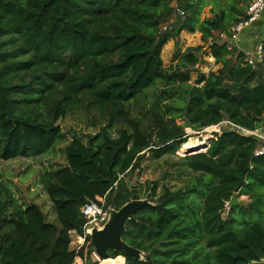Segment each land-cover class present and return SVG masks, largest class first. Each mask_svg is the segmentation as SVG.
I'll return each mask as SVG.
<instances>
[{
  "label": "trees",
  "instance_id": "obj_1",
  "mask_svg": "<svg viewBox=\"0 0 264 264\" xmlns=\"http://www.w3.org/2000/svg\"><path fill=\"white\" fill-rule=\"evenodd\" d=\"M248 2L0 0V161L48 152L66 115L100 123L64 146L63 164L40 174L56 221L34 202L19 203L0 179V264H72L76 256L96 264L90 243L71 248L85 222L81 205L100 197L104 208L119 209L142 161L175 155L186 127L223 121L228 126L205 151L172 163L181 186L157 192V182H146L149 203L122 234L143 257L108 249L107 259L246 264L264 257V39L254 64L227 39ZM207 6L211 15L202 17ZM181 31L200 33L215 71L198 70L200 46L177 50L174 64L163 65V46ZM234 192L251 200L225 211Z\"/></svg>",
  "mask_w": 264,
  "mask_h": 264
},
{
  "label": "rangeland",
  "instance_id": "obj_2",
  "mask_svg": "<svg viewBox=\"0 0 264 264\" xmlns=\"http://www.w3.org/2000/svg\"><path fill=\"white\" fill-rule=\"evenodd\" d=\"M210 15L209 6H207L202 10V17H208ZM214 37H217L218 40L221 39L218 37L217 32L214 33ZM228 44L236 47L234 42L228 41ZM190 46L201 47L198 51L202 56V61L198 65L199 71L208 74L210 71H215L219 67V65L214 63L213 57L204 53L208 50L207 45L201 40L198 31L194 33L181 31L177 38L169 40L161 51L163 65L168 67L170 64H174V52L177 50L184 51ZM195 79L196 73L192 72L190 81L194 82ZM149 122L150 121L147 120L144 126ZM99 126L100 123L98 120L90 114L79 112L74 115H66L61 125V137L48 152L29 158L17 157L7 161H0V179L9 184L19 203L34 202L38 204L41 210L46 214V219L48 221H56L52 204L40 184V174L47 169L64 163L63 148L71 139H84L87 134L95 133L99 129ZM227 126L228 123L223 121L220 124L211 125L198 131L186 127L185 132L188 137L185 143L190 145V150H183L181 145L175 155L165 156L159 160H144L140 163L139 170L135 169L128 175L130 184L136 185V194H138L141 199H145V197L149 195L147 190L149 185H146L147 181L157 182V192L161 190L163 185L168 187L181 186L183 184V178L181 175L179 176L176 174L177 169L172 166V163L177 160L178 156H184L186 152L205 151L209 140L214 137V134L220 133L221 129ZM254 133L257 134V132ZM164 174H167L165 178ZM236 200L238 204H247L251 199L246 195H241L236 197ZM227 209L228 207L225 206V211ZM225 211L222 213L223 216L226 214ZM75 244L76 238L75 235H72L71 248H74ZM93 253L90 256L91 261H95L96 264H116V262H123V259L119 257L98 260L97 255L95 256V253ZM122 264H126L125 261Z\"/></svg>",
  "mask_w": 264,
  "mask_h": 264
},
{
  "label": "built area",
  "instance_id": "obj_3",
  "mask_svg": "<svg viewBox=\"0 0 264 264\" xmlns=\"http://www.w3.org/2000/svg\"><path fill=\"white\" fill-rule=\"evenodd\" d=\"M179 13L182 14L181 11H179ZM263 14L264 0H249L245 8L244 15L241 16L239 20L232 24V26L229 28V36L227 37L224 33H220L219 37H227L229 42L237 41L239 35L255 21L260 19ZM263 39L264 36L262 40ZM242 51L245 53L247 62L249 64H254L256 61H259L262 58V49L260 43L255 46L252 52L245 50ZM80 213L85 218V222L82 225L81 233L72 232V235H75L76 238V244L73 248L75 251H78L80 248L89 244V240H87V238L89 239V234L93 229L102 228L108 217V209L104 208V199L96 197L94 200H87L83 205H81ZM80 259L83 260L79 256H76L72 264H84L82 261L75 263L76 260ZM246 264H264V257L259 260H252Z\"/></svg>",
  "mask_w": 264,
  "mask_h": 264
},
{
  "label": "water",
  "instance_id": "obj_4",
  "mask_svg": "<svg viewBox=\"0 0 264 264\" xmlns=\"http://www.w3.org/2000/svg\"><path fill=\"white\" fill-rule=\"evenodd\" d=\"M209 44H207L208 46ZM254 137H258V134L252 133ZM197 150V149H195ZM186 152L184 155L196 153ZM136 185H131V199L129 202L122 205L119 209L109 208V214L106 222L100 229H93L89 234V243L93 247V252L99 259L107 258L108 249H121L125 254L134 258L141 259L143 252L129 246L122 239V234L125 230V224L127 220L132 218L133 212L143 204H148L149 195L145 199H141L136 194ZM234 204H238L236 200V193H232L229 201L226 202V206L230 208Z\"/></svg>",
  "mask_w": 264,
  "mask_h": 264
},
{
  "label": "crops",
  "instance_id": "obj_5",
  "mask_svg": "<svg viewBox=\"0 0 264 264\" xmlns=\"http://www.w3.org/2000/svg\"><path fill=\"white\" fill-rule=\"evenodd\" d=\"M263 36H264V14L262 15V17L260 19H258L257 21H255L251 26H249L248 28H246L239 35L238 40L235 41L234 44L239 49H242V50H245V51H248V52H252L253 49L255 48V46L257 45V43H260V41L262 40ZM256 38H257V41H256ZM95 256H96V254H95ZM119 258L120 259H123V262H116V264H122V263H124V261H125L124 260V257L120 255ZM98 260H99V258H98ZM81 261L83 263H85L81 259L80 260H76L75 263H78V262H81Z\"/></svg>",
  "mask_w": 264,
  "mask_h": 264
},
{
  "label": "bare ground",
  "instance_id": "obj_6",
  "mask_svg": "<svg viewBox=\"0 0 264 264\" xmlns=\"http://www.w3.org/2000/svg\"><path fill=\"white\" fill-rule=\"evenodd\" d=\"M189 146H190V145H188L187 143H183V144H182V149L185 150V151H186V150H190V149H189V148H190Z\"/></svg>",
  "mask_w": 264,
  "mask_h": 264
}]
</instances>
